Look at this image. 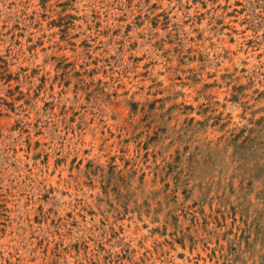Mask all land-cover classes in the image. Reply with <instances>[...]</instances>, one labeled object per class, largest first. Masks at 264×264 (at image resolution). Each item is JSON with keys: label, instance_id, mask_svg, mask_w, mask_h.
Returning <instances> with one entry per match:
<instances>
[{"label": "rangeland", "instance_id": "374dc122", "mask_svg": "<svg viewBox=\"0 0 264 264\" xmlns=\"http://www.w3.org/2000/svg\"><path fill=\"white\" fill-rule=\"evenodd\" d=\"M0 264H264V0H0Z\"/></svg>", "mask_w": 264, "mask_h": 264}]
</instances>
